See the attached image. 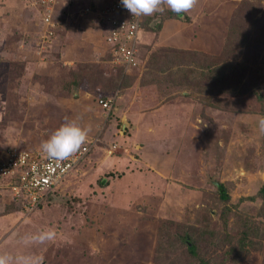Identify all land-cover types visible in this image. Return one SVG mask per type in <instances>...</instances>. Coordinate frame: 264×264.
I'll list each match as a JSON object with an SVG mask.
<instances>
[{
	"label": "rangeland",
	"instance_id": "obj_1",
	"mask_svg": "<svg viewBox=\"0 0 264 264\" xmlns=\"http://www.w3.org/2000/svg\"><path fill=\"white\" fill-rule=\"evenodd\" d=\"M113 1L61 4L60 58L47 59L40 14L0 0V149L41 148L56 130L48 118L63 113L58 106L50 116L41 103L80 64L125 75L113 90L82 86L91 96L73 107L74 118L90 104L89 134L97 130L93 117L106 115L105 125L43 205L12 204L0 180V253L42 255L44 264H264V0H198L189 20H168L160 30L156 16L140 33V64L129 71L111 61L98 23ZM232 33L234 55L216 63ZM98 98L112 99L111 110L102 111ZM214 181L227 187L228 202ZM46 228L55 229L54 242L23 244ZM182 236L193 239L194 252Z\"/></svg>",
	"mask_w": 264,
	"mask_h": 264
},
{
	"label": "built area",
	"instance_id": "obj_2",
	"mask_svg": "<svg viewBox=\"0 0 264 264\" xmlns=\"http://www.w3.org/2000/svg\"><path fill=\"white\" fill-rule=\"evenodd\" d=\"M31 6L39 7L44 30L40 34L41 44L49 46L55 38L60 22L54 18L60 5L70 0H21ZM99 20L110 33L106 36L108 52L114 62L123 65L125 70L134 69L139 64L138 44L142 28L141 17H133L121 4L114 0L101 9ZM99 103L110 111L112 99L100 98ZM91 144H84L81 149L67 160L49 159L46 154L18 147L7 146L0 149V178L5 179L2 187L7 195L15 200L22 198L24 208L35 209L45 200L46 195L54 189L86 157Z\"/></svg>",
	"mask_w": 264,
	"mask_h": 264
},
{
	"label": "trees",
	"instance_id": "obj_3",
	"mask_svg": "<svg viewBox=\"0 0 264 264\" xmlns=\"http://www.w3.org/2000/svg\"><path fill=\"white\" fill-rule=\"evenodd\" d=\"M70 1L64 2L63 5H68L70 3ZM23 3L26 4L28 7H30L29 11L32 14H34L35 11H37L40 14V18H41L40 23L44 27L45 25H44L43 17H42V14H41L39 7L31 6L24 1H23ZM59 16H60V12H59V8H58L55 12L54 18L59 19ZM156 16H159V20L157 21V24L155 26V28L158 30H160V28L165 23V21H167L169 19H173V18H180V19H185V20L190 19V17L186 13H182V14L178 15V14L172 12L171 10L166 9L163 14L156 13L155 16H143L141 31H143V29L145 28L144 27L145 25L150 27V25H149L150 22L152 20H154V18ZM102 24H103V26L106 27V31H105V39H106V36L110 33V29L104 23H102ZM241 27H242L241 29L244 28V30H247L246 26L242 25ZM56 32L57 33L55 35V38L57 35L59 36L61 33L58 31H56ZM237 43L238 42H237L236 34L234 35V33H232L231 35H229V39L227 41V44H226L224 51L222 52V55L216 57V63H220L222 58L228 54L234 55L233 51L235 50V46ZM27 45H30L29 42H27ZM59 45L60 44L54 43V41L49 45V48H50L48 51L49 54H46L47 59H52V58H56V57L60 58L59 57L60 56ZM139 46H140V44H139ZM167 49L178 54V55H184L186 53H190L193 56L198 55L195 52H185V51H181V50L175 49V48H167ZM107 51H108V45H107ZM109 55L111 57V61L114 62L113 56L110 53H109ZM139 64H140V60H139ZM139 64H138V66H139ZM121 66L124 67L123 65H121ZM138 66L136 68H138ZM136 68L131 69V70H135ZM121 69H119V72H117L116 76L114 74L107 76L108 74H106V72L103 71L101 69V67H98L96 65H90V64H80L76 70H73L69 74L70 77L68 79H66L64 84H62V86L58 88L57 94H52V91H48L47 92L48 95H46V96L49 99H51L54 103L58 104L59 101H64V100H68V99H75V98L79 97L81 94H83L84 92H86V91L82 90V86L84 84L87 85L88 91H91L92 93H94L93 91L96 90L95 88L97 87V85H101V86L103 85V88L106 90H113L117 87L123 86L125 83V81H124L125 75H124V78L121 80V73H122ZM148 71L149 70L147 69V71H146L147 75H148ZM38 77L40 78V77H42V75H40ZM76 90H78V92H76ZM99 99L100 98H98V100ZM88 144H91L90 150H89L88 154L86 155V157L84 158V160L90 155V153L92 151V142H88ZM107 182H108L107 178H104L101 180L102 185L107 184ZM214 184L220 193L221 199L225 202H228L230 200V194L228 192L227 187L222 182H219V181H214ZM59 185H60V183L56 187H54V189L46 195L45 200H43V202L39 203L36 208L43 205V203H45L50 196H53L55 190L58 188ZM259 193L261 195H264V186L261 188ZM12 204H14V205L17 204L19 206H22L23 205L22 198H20L18 200L12 199ZM12 204L9 205V209H12L14 207ZM181 240L184 244L187 245V249H189V251L194 252V250L196 248V244L193 243L192 238H190L189 236H182ZM242 243H244V240L242 241ZM201 264H213V263L206 261V262H203Z\"/></svg>",
	"mask_w": 264,
	"mask_h": 264
},
{
	"label": "clouds",
	"instance_id": "obj_4",
	"mask_svg": "<svg viewBox=\"0 0 264 264\" xmlns=\"http://www.w3.org/2000/svg\"><path fill=\"white\" fill-rule=\"evenodd\" d=\"M122 6L133 17L163 14L166 9L176 14L190 12L198 0H120ZM259 131L264 133V117L258 121ZM90 129L82 127L75 120H66L50 137L41 144L42 151L49 159L63 161L77 153L85 144ZM54 228H46L22 237L26 247L42 246L56 240ZM0 264H44V257L37 254L0 253Z\"/></svg>",
	"mask_w": 264,
	"mask_h": 264
},
{
	"label": "crops",
	"instance_id": "obj_5",
	"mask_svg": "<svg viewBox=\"0 0 264 264\" xmlns=\"http://www.w3.org/2000/svg\"><path fill=\"white\" fill-rule=\"evenodd\" d=\"M173 19H176V18H173ZM169 20H171L172 21V19H169ZM168 21V20H167ZM167 21H165V22H167ZM100 25L102 24L101 22H98ZM103 31V30H102ZM142 32V31H141ZM140 38H141V34H140ZM104 39H105V34H104ZM107 46V45H106ZM36 57V56H35ZM35 62V61H34ZM35 63H37L38 64V62L36 61ZM39 65V64H38ZM83 95V94H82ZM83 96H85V98L83 97ZM79 100H77V101H75V99H68V100H64V101H59L58 102V104L57 103H54L51 99H49L48 97H46L45 98V100L41 103L42 104V106L44 107V109H47V111L49 112V114H50V116H53V115H56V113L55 112H57L58 113V110L60 109L58 106H62L63 107V113H62V115H61V120H60V118L59 119H57V120H53V119H51V118H48V122H49V126H53V127H55V129H57V128H59L66 120H68V121H71V120H75L78 124H80L82 127H84V128H87V129H89L88 127H89V123L91 122V112H90V104H88V106H84V108L83 109H80V112L77 114V115H80V114H82V115H80L79 117H75L74 118V114L75 113H73L74 112V106L76 107V106H79V105H81V104H84V102H85V100H87V98L86 97H90L91 95L90 94H85V95H83ZM79 101H80V103H79ZM79 103V104H78ZM97 103H99L98 101H97ZM100 104V103H99ZM101 105V104H100ZM173 106H175L174 104H169L168 106H161V107H159V108H155V109H153L154 111H157V110H159V109H163V108H165V107H167V109H169V108H171V107H173ZM101 107H102V111H107L102 105H101ZM167 109H165V110H167ZM51 112V113H50ZM54 112V113H53ZM60 112V111H59ZM65 112H66V115H65ZM100 114V113H99ZM98 114V116H100ZM104 114V113H103ZM102 114V115H103ZM76 115V116H77ZM105 117H106V115H103L102 117H93V120H92V122H96V124H97V130H95L94 131V133L91 135V134H89V132H88V136L90 137V139L88 140L89 142H90V140L92 141L93 140V138H96L98 135H99V137H100V133H102L101 132V130H100V128L102 129V127L105 125V122H103L104 120H105ZM101 118V119H100ZM51 119V120H50ZM170 119H172V118H170ZM146 125H148V123L146 124ZM127 126V123H125L124 124V128ZM150 126L151 125H148V127L150 128ZM51 131V130H50ZM48 132V131H47ZM49 135H51V134H49ZM50 137V136H49ZM88 138V137H87ZM16 143V142H15ZM88 143V142H87ZM86 143V144H87ZM15 145V144H14ZM32 146H33V149H31V150H35V151H40V152H42V153H44L43 151H42V149L41 148H39L37 145H35L33 142H32V144H31ZM18 146V145H17ZM24 149V148H23ZM45 154V153H44ZM87 159V158H86ZM85 159V160H86ZM84 160V161H85ZM83 161V162H84ZM83 162L82 163H80L78 166H80L81 164H83ZM77 166V167H78ZM0 180H1V183H3V181H5V179H3V178H0Z\"/></svg>",
	"mask_w": 264,
	"mask_h": 264
}]
</instances>
